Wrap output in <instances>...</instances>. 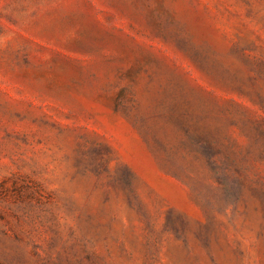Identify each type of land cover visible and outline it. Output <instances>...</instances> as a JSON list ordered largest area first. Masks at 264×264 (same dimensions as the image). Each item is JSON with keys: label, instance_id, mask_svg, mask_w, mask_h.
Listing matches in <instances>:
<instances>
[{"label": "rangeland", "instance_id": "obj_1", "mask_svg": "<svg viewBox=\"0 0 264 264\" xmlns=\"http://www.w3.org/2000/svg\"><path fill=\"white\" fill-rule=\"evenodd\" d=\"M0 264H264V0H0Z\"/></svg>", "mask_w": 264, "mask_h": 264}]
</instances>
